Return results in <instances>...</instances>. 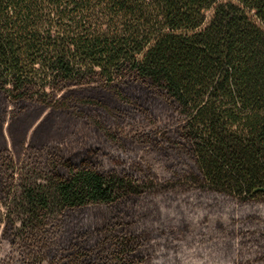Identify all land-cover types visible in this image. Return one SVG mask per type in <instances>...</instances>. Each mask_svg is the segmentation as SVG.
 Instances as JSON below:
<instances>
[{"label":"trees","instance_id":"obj_1","mask_svg":"<svg viewBox=\"0 0 264 264\" xmlns=\"http://www.w3.org/2000/svg\"><path fill=\"white\" fill-rule=\"evenodd\" d=\"M19 172L21 264H264V0H0V192Z\"/></svg>","mask_w":264,"mask_h":264},{"label":"rangeland","instance_id":"obj_2","mask_svg":"<svg viewBox=\"0 0 264 264\" xmlns=\"http://www.w3.org/2000/svg\"><path fill=\"white\" fill-rule=\"evenodd\" d=\"M145 160L160 175H166L171 172L169 168V161H167L160 154L148 152V154L145 155ZM24 175L25 174H23V172L17 173L13 182L10 183L11 188H7L5 192H0V229L2 227L3 216L8 211V202L10 201L9 199L6 200V193L11 192V198H13V196L19 197L22 182H24V179H26V176ZM13 216L17 218L16 213H13ZM218 220H220L223 224L222 229H218L216 227ZM228 226L229 220L227 216L218 217L216 215H211L208 218L209 233L215 238L226 237L228 233ZM164 230L168 233H171L174 237L180 239L182 242L189 243L198 237L199 225L196 220H180L177 216L172 215L165 222ZM0 264H21L18 246H13L1 238Z\"/></svg>","mask_w":264,"mask_h":264}]
</instances>
